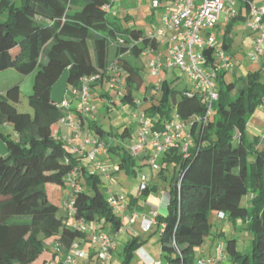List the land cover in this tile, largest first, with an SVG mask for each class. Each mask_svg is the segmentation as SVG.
Listing matches in <instances>:
<instances>
[{"label":"trees","instance_id":"1","mask_svg":"<svg viewBox=\"0 0 264 264\" xmlns=\"http://www.w3.org/2000/svg\"><path fill=\"white\" fill-rule=\"evenodd\" d=\"M115 4L112 0H0V72L35 73L28 97L32 114L17 111L18 86L0 94V125L9 124L15 134L11 138L0 132L6 149L0 155V264H48L57 253L68 254L84 237L81 224L103 220L114 232L121 228L99 177L84 167L80 168L84 188L75 195L72 216L61 213V207L48 198L49 186H66L80 165L79 157L53 132L65 117L51 97L53 87L65 75L66 86L80 90L82 78L98 75L90 85L92 92L120 72L125 82L120 102L135 106L134 91L144 84L141 58L145 50L159 46L143 30L108 14L105 8ZM109 16L115 21L109 22ZM214 50L203 51V66L215 72L217 91L205 121L202 95L185 97L188 90L177 91L175 80H163L155 87L158 98L145 111L158 127L154 129L170 121L172 114L181 121L200 118L186 131L192 143L185 154L178 141L157 160L160 168L157 163L155 170L163 178L167 165L174 164L168 214L156 216L157 225H163L159 243L164 264H195L204 256L199 248L215 236L213 214L247 223L252 234L249 253L237 250L235 238L225 239L232 264H264V138L250 139L246 134L248 118L264 104V63L245 77L226 79L228 70L216 63ZM89 128L108 152L120 155L118 168L134 175L136 160L118 145L131 138L129 130L106 133L95 121L89 122ZM151 190L147 187L142 193ZM244 197L248 205L242 204ZM137 247L135 240L128 243L126 257Z\"/></svg>","mask_w":264,"mask_h":264},{"label":"built area","instance_id":"2","mask_svg":"<svg viewBox=\"0 0 264 264\" xmlns=\"http://www.w3.org/2000/svg\"><path fill=\"white\" fill-rule=\"evenodd\" d=\"M118 0H112L116 3ZM171 2V5L162 6V2ZM152 11L157 9L162 13V27L148 37L151 39L159 38L164 40L167 56L163 59L159 56L150 58L147 62L148 72L153 77H158L164 69H175L187 76L192 83V91H186L184 96L190 98L194 93L198 92L202 95L207 110L204 121L211 115L212 107L217 101V91L215 83V72L207 70L203 64L205 58L203 51L206 48H213L216 63L220 67L228 70L231 67V57L229 54L217 48V42L212 36H203L205 30L214 29L220 21V17L224 14L226 17H235V1L234 0H151ZM108 14L112 12V6L105 8ZM249 13L251 20L248 27L253 35V50L250 58L258 61L264 57V7H255L249 5ZM153 51L147 49L143 55L148 56ZM110 79L108 85L110 88L117 89L120 86L121 79L118 77ZM117 77V78H116ZM99 76H91L82 78V87L80 90L69 91L75 97L81 99L82 109L89 111L88 99L91 95L90 85L98 81ZM159 84V83H158ZM157 84V85H158ZM156 85V87H157ZM68 94V93H66ZM58 107L65 113L64 122L73 132L79 129L69 114V101L63 100ZM200 118H192L187 121H181L176 114H172L170 121H163L161 129L152 130V122L144 114L135 115L134 123L137 127L135 140L128 148V152L132 157H138L139 153L147 149L148 164L152 169H157V160L159 156L167 151L176 142L182 140L181 153L185 154L192 143L191 137H183V132L188 131L194 123L199 122ZM90 145V149H85ZM106 149V145L99 139H92L88 133H83V139L80 144L72 147V153L85 156L89 161L91 172L98 177H106L108 168L98 157ZM80 175L72 172L66 184L69 186V198L63 204V209L72 216L74 213L75 195L81 190ZM139 191L144 192L147 187V178L145 175L139 176ZM106 201L111 208L112 213L119 219H125L124 213L127 209V203L124 197L112 195L109 191L106 195ZM137 216L134 214V218ZM94 223L81 224L79 228L83 232L88 229L93 230ZM145 230H149L152 225H157L156 215L153 218L143 222ZM163 225H161V228ZM99 251L96 254V264H106L111 257V252L115 248L114 240L107 235L100 234L98 236ZM226 254V248L223 244H217L215 255L213 257L202 256L196 259L195 264H220ZM83 252L77 250L75 243L72 245L68 254L62 260H55L54 264H75L77 260L84 259Z\"/></svg>","mask_w":264,"mask_h":264},{"label":"crops","instance_id":"3","mask_svg":"<svg viewBox=\"0 0 264 264\" xmlns=\"http://www.w3.org/2000/svg\"><path fill=\"white\" fill-rule=\"evenodd\" d=\"M130 1H134V0H130ZM234 1H235V11H236L235 17L230 18V17H226L223 14L222 23H220L219 21V23L216 26L217 31L221 32V38L219 39L218 35L216 36V38L212 36L210 32L211 30L203 31L202 35L207 36V37L208 36L214 37L217 42V48L229 54L231 57L232 65H235L236 67L240 68L243 65L245 55L242 53L234 52L232 49V46L234 45V42L236 41V39L237 40L240 39L239 45H238L240 49H243L242 48L243 45L247 44L250 46V49L252 50L253 35L248 27V24L251 20L250 13H249V5H253L255 7H264V0H234ZM116 3H119V1H117ZM118 11H121V6L119 7V5L118 6L116 5L114 7V10L112 6L111 15L115 14L119 17V15L117 14ZM124 23L127 25H130L129 22H124ZM237 23H241L242 25L245 26V31L241 34V37L239 39L237 38L238 37L237 35L235 36V38L233 37L234 26ZM225 45H227V48H224ZM160 46L161 45H159L157 50L153 51L148 56L143 55L141 58V61L145 57L148 62V60L154 56H159L164 59L167 56L165 43L162 45L163 48H161ZM260 61H262V64H261L262 66L264 63V59L261 58ZM142 65L144 67V70L148 71V68L145 66L143 62H142ZM261 66L259 68L258 67L255 68L256 69L255 71H258L261 68ZM168 70L169 69H164L163 71H161L160 75L158 76L160 79L159 83L163 80H168L164 74V73H167ZM182 75L184 77V80H186V82L192 86V83L188 80L187 76L184 74ZM233 75H235V73H233ZM60 82H62V79H60L58 83ZM124 86L125 84H123L122 86L121 81H120L119 88L115 89L118 97H120L119 95L123 91ZM61 88H62V85L60 89ZM104 90H105V84H97L96 86H94V89L92 90L91 95H90V100H88V105L92 103V99L94 97L103 95L105 93ZM184 90L192 91L193 88L192 90L189 88H185ZM61 91L62 90L57 91L56 98H54L51 92L52 99L56 101L57 103H60L63 100H68L69 105H70L69 107L70 117H72V119L79 125V129L75 132H73L69 127H67V125L62 121H60L53 127V132L56 138L63 141L69 151H72L73 145L75 144L77 145L81 143L83 139V133L85 132L88 133L92 137V139L100 140V138L97 135H95L94 132L90 130L89 128L90 121H95L100 127H102V129L106 133L118 134V133H121L122 130L126 128L131 133V138H132L133 136H132V132L130 128L133 125L132 121H134V116L140 115V114H144L145 116H147V114L145 113L146 109L150 108L152 104L155 103V101L158 98L155 95L156 91L154 93V96L153 95L149 96L147 92H145L144 100L150 101L151 105L145 108L144 110L138 109V104L141 102L135 97L136 99L135 106L124 105V104H121L120 102L118 106L115 104H113L110 107L103 106L99 110L89 106V111L86 112L82 109L81 99L79 97H75L72 94H70L69 91H71V89L68 86L64 88V92L63 91L61 92ZM119 101H120V98H119ZM105 113H108V116H106ZM156 116L157 115L155 113L152 119H156ZM101 120L103 121L106 120L108 122V125L107 126L103 125ZM129 122H131L132 125H128ZM4 126L8 128L9 124H5ZM154 127L156 126L152 125V130L157 131V130H160L161 125L159 126L160 127L159 129H154ZM246 134H247V137H249L250 139L253 137H258L261 139L264 138V104H262L248 118L247 123H246ZM187 136L188 134L186 133V131H184L183 137L185 138ZM14 137H15V134H14ZM180 142H182V140H180ZM0 144H1L0 145V155H4L6 153L5 145L4 143L3 144L0 143ZM85 149L87 150L90 149V145H87ZM106 151L107 149H105V151L98 157V159L101 162H103L105 166H107L108 168L107 176L99 177L101 181V189L105 196L107 195V192L109 191L112 195H115L117 197H120V196L124 197L128 205L124 213L125 219H120L122 224H121V228L117 232H114L112 230L111 225L109 223H105L103 220L95 222L93 224L94 225L93 230L88 229L87 232H85V235L83 238L75 241L77 250L83 252L85 255L84 259L77 260L75 264H96V254L99 251L98 236L100 234L109 236L111 239L114 240V243L118 241V238L120 237L126 238L127 236L129 237L130 234L133 235V238L136 239L137 237H139V235L142 234L143 231H148V230H145L143 222H146L147 220L153 218L154 215L159 216V217H165L169 211L170 195H169L168 188H170L169 181H170L171 175L168 179V184L163 187V190H161L160 193H156V192L151 193L152 191H154V188H155L152 175L151 177H149L148 187L152 188L153 190H151L148 194H145L139 191V183H140L139 176L145 175V174H143V171L142 173H138L137 171H138V166L140 165L149 166L148 155L150 152L147 149L141 151L138 157H134V159L136 160V163L138 164V166H135L132 168V171H134V175H129L125 173L123 170H120L118 168L119 161L116 162L115 160H113L110 153H108L109 161L111 160L112 162L106 161L107 160L105 157ZM75 156L79 157L78 163L80 165H79V168L76 169V172L80 175L81 187L84 188V185H82L84 184V181L81 178L80 168L84 167L87 171L91 172L89 161L87 160L85 156H80L78 154H75ZM147 180H148V177H147ZM245 201L248 205L249 203L248 198H246ZM61 213L64 214L67 212L63 209L61 210ZM134 214L137 216L136 218H134ZM213 215H212L213 220L211 221V223H212L213 233L215 234V236L209 238L203 244V246L199 248L200 252H202L204 256H208V257H213L215 255V250L213 253L212 252L213 249L211 248L215 242L218 244L225 245L226 238L231 237L237 240L238 238L237 234L239 231L246 230V229L248 230V224L241 222V220L230 221L227 215H224V214H213ZM210 220H211V217H210ZM67 224L70 226L74 225L71 219L67 220ZM161 225L160 226L155 225V226L156 228H158V230H160ZM135 234L138 236L136 237ZM217 235H220V236H217ZM239 239L240 240H237V244H236L237 250L240 251L241 253H249L251 249V240L248 241L247 237L244 238L243 236H240ZM116 247L117 246L115 245L114 250L111 252V257L106 262V264H127V262L123 260L121 261L120 259L116 258L115 256V253L117 251ZM51 250L53 251V247L51 248ZM122 256H123V253H122ZM64 257L65 255H63V252L61 251L60 253H57V256L55 257V259L50 261L48 264H54L55 260H62ZM132 258L136 259L137 260L136 263L138 264H159L158 262L154 261L155 257L152 254V252L146 246H142L141 244H138L137 249L132 254ZM220 264H232L231 259L229 258V255L227 254V252L223 258V261Z\"/></svg>","mask_w":264,"mask_h":264},{"label":"rangeland","instance_id":"4","mask_svg":"<svg viewBox=\"0 0 264 264\" xmlns=\"http://www.w3.org/2000/svg\"><path fill=\"white\" fill-rule=\"evenodd\" d=\"M118 1L119 3H116L113 6V10L116 5L117 6L119 5V7L121 6V11H118L117 13L119 15V18L123 20V22H129L130 25L143 30L146 36L155 34L162 27L161 10L157 9L153 12L152 7H151V0H134V1L118 0ZM166 5H171V2H168V1L162 2V6H166ZM111 21H115V20L111 16H109V22ZM222 21H223V14L220 17V23H222ZM244 31H245L244 25H242L241 23L235 24L234 30H233V37L235 38V36L237 35L238 36L237 38L239 39L241 37V34ZM210 32H211V35L214 36L215 38L217 35L219 39L221 38V32L217 31L216 27L212 29ZM239 41L240 39L239 40L236 39V41L234 42V45L232 46V49L234 52L242 53L245 55L243 65L240 68L236 67L235 65H231L230 69H228L226 79H232L234 77L235 78L245 77L248 72L255 71L256 70L255 68L257 67L259 68L262 64V61L260 60L254 61L250 58L249 55L251 51L253 50V47L251 50L250 46L245 44L242 47L243 49H240L238 47ZM163 44H164V40L159 38V45H161L160 46L161 48H163L162 47ZM142 62L145 64L146 67H148L147 59L145 57L143 58ZM231 64H232V61H231ZM233 73H235V75H233ZM34 74L35 73L25 76V75L19 74L13 69H8V70L0 72V94L6 92L8 89L14 86H18L20 89L19 101L18 103L15 104V107L19 113L32 114V109L28 105V97L32 92ZM164 74L166 78L168 79V81H172L173 79L174 80L176 79L175 86H176L177 91H183L185 88H189L192 90V86L189 83H187L186 80H184L183 75L178 70L169 69L167 73H164ZM118 77L121 79V85L123 86L125 82L122 79V74H119ZM61 79H62V82L55 85L51 91L54 98H56L58 90H62L64 92V88L66 87V84L64 83L65 75H63ZM159 81H160L159 77L151 76L147 70L144 72V84L142 88L139 89L138 91H134V96L141 102L138 104L139 110H144L145 108L151 105L150 101L144 100V93L147 92L149 96L154 95L155 87L159 83ZM61 85H62V88L60 89ZM104 92L105 93L103 95L94 97L92 99V103L89 104V106L99 110L103 106L110 107L113 104L117 106L120 104L119 97L117 96L115 89L110 88L108 84H105ZM155 95L156 97H158V94H155ZM88 100H90V97ZM105 114L106 116H108V113H105ZM101 121L103 125L105 126L108 125V122L106 120L104 121L101 120ZM132 123L133 125L131 124V122H129L128 125H132L130 129H131L133 137L130 139H124V140L118 141V145L121 147L122 150L128 151L129 146H131L135 140L137 127L135 126L134 121H132ZM0 132L6 135H9L11 138H14V134H13V131L10 125L8 128H6L4 125H0ZM0 143L3 144L2 141H0ZM108 153L111 154L112 159L115 160L116 162L120 160V155L112 151L111 152L106 151L105 152V157L107 159L106 161L112 162L111 160L109 161ZM157 163H158V167L160 168L159 161H157ZM173 165L174 164L172 163L167 165V169L163 173V176L165 175L166 179L163 178L162 175H159L158 173L159 169L152 170V168L148 165L138 166L137 172L142 173L143 171V174H145L148 177L147 184L149 183V177H151L152 175L155 188H154V191H152L151 193H155V192L160 193V191L163 190V187L168 184V179L172 173ZM69 195H70V192H69L68 185L61 187V188H57V189L52 188L50 186L48 188L49 200L58 204V206L61 207L60 211L63 210L62 203L64 199L66 200L67 198H69ZM245 200L246 198L244 197L242 199L243 205L246 204ZM213 216H211V221L213 220ZM159 232L160 231L158 230V228H156V226L154 225L148 231H143L142 234L139 235V237H137L138 235L135 234V236L137 237L136 239L133 238V235L131 234L129 237L127 236L126 238H123V237L118 238V241L115 243V245L117 246L116 247L117 251L115 253L116 258L120 259L121 261L123 260L127 262V264H138L136 263L137 262L136 259H133L132 256L130 255L126 257V253H125L126 245L130 243L131 241L135 240L138 244H141L142 246H146L152 252V254L155 257L154 261L158 262L159 264H164V260L161 258V250H160L161 246L159 243ZM237 236H238L237 240H240L239 239L240 236H243L244 238L247 237L248 241L252 240V234L247 229L239 231ZM217 244L218 243L215 242L214 245L211 247L213 249L212 250L213 253H214V250ZM122 253H123V256H122ZM126 259H128V261H126Z\"/></svg>","mask_w":264,"mask_h":264}]
</instances>
